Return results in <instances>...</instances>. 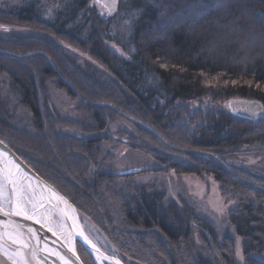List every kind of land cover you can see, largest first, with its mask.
<instances>
[{
    "label": "trees",
    "instance_id": "obj_1",
    "mask_svg": "<svg viewBox=\"0 0 264 264\" xmlns=\"http://www.w3.org/2000/svg\"><path fill=\"white\" fill-rule=\"evenodd\" d=\"M57 1L0 0V26L26 30L0 32V140L124 264H264V117L222 108L264 106V0H120L113 17L95 0ZM52 90L77 104L73 117L54 111ZM120 122L133 135H102ZM127 139L156 174L213 178L235 204L225 224L106 172L107 147ZM78 252L95 264L80 243Z\"/></svg>",
    "mask_w": 264,
    "mask_h": 264
},
{
    "label": "rangeland",
    "instance_id": "obj_2",
    "mask_svg": "<svg viewBox=\"0 0 264 264\" xmlns=\"http://www.w3.org/2000/svg\"><path fill=\"white\" fill-rule=\"evenodd\" d=\"M7 1L10 6L19 5V0H7ZM36 1L48 6L50 9L55 7L58 2L56 0V4H54L52 0H36ZM95 4L99 9V11L104 16L108 14L107 9L97 0H95ZM5 31L10 33V32H23L26 30L19 27L9 26L6 28L0 26V32H5ZM112 47L114 48L113 45ZM77 53L80 54V52L78 51ZM81 56L84 57L85 59H88V61L93 62L89 57H85L84 55ZM97 65L103 68L99 64ZM51 97H52V107L54 108V111L60 113L63 116H68V117L74 116L75 113L74 110L77 107L76 103L68 99L63 93L58 92L56 90L51 91ZM231 100L225 102L222 105V108L230 110L229 102ZM120 131H128L129 133H131V135H133V130L131 126L126 122H120L116 125H113L108 129V131L102 133V135L112 136L114 138H117V133ZM129 144H130L129 139H127V142L124 144L120 143L114 146L110 145L107 147V149L113 154L114 159L113 161L109 162L106 165L105 168L106 172L112 174H122L131 171L133 169H138L140 171L137 174H133L135 175L133 181L136 185L145 187L148 191L164 190L166 192V196L178 204H180L182 199H185L197 209L198 213L201 216L215 223L217 227L220 228L222 225L225 224L228 213L235 207V204L234 203L227 204L226 201L220 196L218 184L214 181L213 178L201 179L196 176H178L175 173H171L169 175L156 174L153 171L159 169L161 166L155 160L147 158L144 155L140 154L135 149L131 148ZM143 171L146 172L142 173ZM3 200L5 201V199ZM79 217H80L81 225L85 230L86 234L90 237V239L106 254L117 257V252L115 248L111 245V243L108 241L105 235L99 230V228L93 222H91L87 216L83 215L80 212H79ZM196 241L200 248L201 247L204 248V245L201 243V240L198 237V235H196ZM240 244L241 242L239 241L238 249H237V258L240 261H242V253H241L242 250ZM77 250H78V244H77ZM204 251H206V249H204Z\"/></svg>",
    "mask_w": 264,
    "mask_h": 264
},
{
    "label": "water",
    "instance_id": "obj_3",
    "mask_svg": "<svg viewBox=\"0 0 264 264\" xmlns=\"http://www.w3.org/2000/svg\"><path fill=\"white\" fill-rule=\"evenodd\" d=\"M97 1L107 9V15L109 17H113L117 14L120 0ZM229 107L234 115L242 118L255 121L264 117V106L258 101L234 99L229 102ZM0 153H4L8 159H11L19 164L20 168L27 174V177L46 194L45 201H48L50 197L55 199L53 207L59 221H63L65 223L66 227L64 229L68 232H76L77 229L75 230L72 228V217L79 216L76 206L56 188L40 177L2 140H0ZM139 171L140 170L138 169H133L125 172L124 174H137ZM9 196L13 200L15 199L12 192ZM4 211L7 212L8 209H4ZM17 224L21 225L19 231L23 232L24 240L30 245L29 248L22 249L19 243H13V237L16 232L14 226ZM28 228H32L36 232L37 237L39 238L38 241L36 238H33L30 233H28ZM79 230H82L84 235L91 240L83 229L80 219ZM78 242L81 243L91 254L96 264H117V262H119V264H124L119 258L106 254L92 241V243L99 248L104 257V259L98 262L96 259V253L93 251L92 247L78 235L73 236L72 246L75 248V255H73V253L69 251V246L68 248L59 246L57 242L51 240L48 235L40 230L34 221L25 220L22 217L15 215L6 216L3 212H0V264H64V261L60 259V256H63L66 260H68L69 264H84L77 250ZM34 249L35 255H33ZM18 250L22 251V258L15 256V253ZM57 253H59V255H57ZM77 257H79V259H77Z\"/></svg>",
    "mask_w": 264,
    "mask_h": 264
},
{
    "label": "snow or ice",
    "instance_id": "obj_4",
    "mask_svg": "<svg viewBox=\"0 0 264 264\" xmlns=\"http://www.w3.org/2000/svg\"><path fill=\"white\" fill-rule=\"evenodd\" d=\"M27 180V174L20 168L19 164L11 159H8L4 153H0V212H3L6 216L15 215L18 217H22L25 220L41 223L42 226H45V224L42 223V218L50 211V209L45 208L43 197L40 196L38 198L37 193L32 185L30 183H26ZM8 185H11V191L14 194L15 199L13 200L10 197L5 202L2 199V194ZM48 204L51 205V198H49ZM6 206L8 207L7 212L4 211ZM41 209H44V211L42 212ZM45 223L48 227V231L52 232L53 235H57L56 230L64 229L66 227L63 221H58L55 223L56 230H54L53 222L46 221ZM14 227L16 229V232L15 236L13 237V243H19L22 249L29 248L30 245L24 240L23 232L19 231L21 225L17 224ZM72 228L77 229L78 231H69L66 239L69 244V251L72 252L73 255H75V248L72 246L73 236L78 235L92 247L93 251L96 253V259L98 261L104 259L103 254L100 252L99 248H97L96 245L93 244L92 241L84 235L82 230H79V225L76 224L74 218ZM27 231L33 238H36L38 241L39 238L32 228H28ZM63 234L64 233L61 232V235ZM33 255H35V249L33 250ZM57 255H59V253H57ZM15 256L22 258V251L18 250L15 253ZM60 259L64 261V264H69V261L66 260L63 256H60ZM77 259H79V257H77ZM117 264H119V262H117Z\"/></svg>",
    "mask_w": 264,
    "mask_h": 264
},
{
    "label": "bare ground",
    "instance_id": "obj_5",
    "mask_svg": "<svg viewBox=\"0 0 264 264\" xmlns=\"http://www.w3.org/2000/svg\"><path fill=\"white\" fill-rule=\"evenodd\" d=\"M26 183H30V184L32 185V187L35 189V191H36V193H37L38 198H39L40 196L43 197V200H44V203H45V208H49V209H50V211H49L46 215H44V217L42 218V223L45 224V226H42L41 223H36V222L34 221V222L36 223V226H37L40 230H42L46 235H48L49 238H50L51 240L57 242V244H58L59 246L67 247V248H68L69 244H68V241H67V239H66L67 234H68V231H67L66 229H60V230H56V229H55V223L57 222V220L59 221V219H58V217H57V215H56V213H55L54 207H53V205H54V200H55V199L52 198V197H50V198H51V205H49V204H48L49 199H48V201H45L46 194H45L41 189H39V188L37 187V185H36L34 182H32V181L28 178V180L26 181ZM11 192H12V191H11V185H8V186L5 188V190H4L3 194H2V198L5 199V201H6V198H7V200H8V199L10 198L9 195H10ZM5 209H8V207H5ZM41 211L43 212L44 209H41ZM73 218L75 219L76 224L79 225V219H80V217H79V216H74V217H72V224H73ZM46 221H51V222H53L54 230L57 231V235H53L52 232L48 231V227H47V225H46V223H45ZM75 230H76V229H75ZM77 231H78V230H77ZM61 232H63L64 234L61 235ZM77 244H78V243H77ZM98 262H99V261H98Z\"/></svg>",
    "mask_w": 264,
    "mask_h": 264
}]
</instances>
